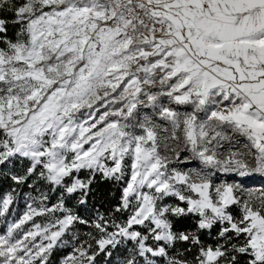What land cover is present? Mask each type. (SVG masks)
I'll use <instances>...</instances> for the list:
<instances>
[{
	"label": "snow or ice",
	"instance_id": "6c2138e0",
	"mask_svg": "<svg viewBox=\"0 0 264 264\" xmlns=\"http://www.w3.org/2000/svg\"><path fill=\"white\" fill-rule=\"evenodd\" d=\"M0 177V264H264V0H0Z\"/></svg>",
	"mask_w": 264,
	"mask_h": 264
},
{
	"label": "trees",
	"instance_id": "16d2710c",
	"mask_svg": "<svg viewBox=\"0 0 264 264\" xmlns=\"http://www.w3.org/2000/svg\"><path fill=\"white\" fill-rule=\"evenodd\" d=\"M39 191H34L27 187H17L10 180L0 177V198H3L8 193H12L14 196V201L29 199V196H39L40 191L48 193L50 195V200L48 201L49 205L56 202L57 193H50L48 186L40 184L38 185ZM99 197L103 200L106 205H114L119 196L120 188L119 186H114L109 182H103L98 185ZM58 215V214H57ZM3 221L0 222V225ZM4 227L6 223L3 224ZM70 249L68 247L56 248L53 250L52 255L49 257V264H60V261L67 254Z\"/></svg>",
	"mask_w": 264,
	"mask_h": 264
},
{
	"label": "rangeland",
	"instance_id": "374dc122",
	"mask_svg": "<svg viewBox=\"0 0 264 264\" xmlns=\"http://www.w3.org/2000/svg\"><path fill=\"white\" fill-rule=\"evenodd\" d=\"M221 179H228L227 177H221ZM229 182H231V180L229 179ZM252 183V186H256V187H259L260 184L258 181L256 182H250ZM32 197H39V196H32ZM31 202L29 199H26L25 201L23 200H17L15 201V203H13L11 206H10V211L9 213L6 214V218L7 220H15V219H18L20 216L23 215V213L26 211V207H27V204ZM36 222L37 223H41V224H47L49 223V218L48 217H36ZM2 222V224L0 225V231L4 230L6 228V226L4 227V223H5V218L4 217H0V222ZM29 225H27L26 227H29ZM58 248H64V247H58Z\"/></svg>",
	"mask_w": 264,
	"mask_h": 264
}]
</instances>
